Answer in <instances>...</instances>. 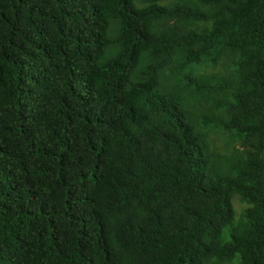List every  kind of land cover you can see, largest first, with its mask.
Segmentation results:
<instances>
[{
  "label": "trees",
  "instance_id": "1",
  "mask_svg": "<svg viewBox=\"0 0 264 264\" xmlns=\"http://www.w3.org/2000/svg\"><path fill=\"white\" fill-rule=\"evenodd\" d=\"M0 264H264V0H0Z\"/></svg>",
  "mask_w": 264,
  "mask_h": 264
},
{
  "label": "rangeland",
  "instance_id": "2",
  "mask_svg": "<svg viewBox=\"0 0 264 264\" xmlns=\"http://www.w3.org/2000/svg\"><path fill=\"white\" fill-rule=\"evenodd\" d=\"M232 202H233V205H234V208H235V210H236V212L238 211V212H240L241 211V209L243 208V206L241 205V203H239V201L237 200V196H235L234 198H233V200H232ZM237 216L236 217H238V214H236ZM224 240H226V235H224Z\"/></svg>",
  "mask_w": 264,
  "mask_h": 264
}]
</instances>
